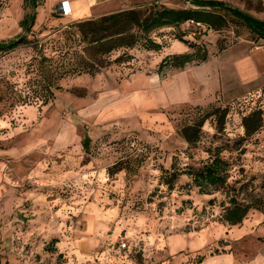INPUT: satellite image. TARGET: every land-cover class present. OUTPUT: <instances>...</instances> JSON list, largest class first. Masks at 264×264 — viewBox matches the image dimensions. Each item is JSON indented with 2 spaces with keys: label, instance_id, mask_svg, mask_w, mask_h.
I'll return each mask as SVG.
<instances>
[{
  "label": "rangeland",
  "instance_id": "rangeland-1",
  "mask_svg": "<svg viewBox=\"0 0 264 264\" xmlns=\"http://www.w3.org/2000/svg\"><path fill=\"white\" fill-rule=\"evenodd\" d=\"M155 1L192 6H131ZM223 1L264 19V0ZM38 6L27 32L26 1L0 0V40L28 41L0 52V264H264V40L229 15L219 30L187 22L153 33L161 51L139 43L130 61L114 52L90 74L76 21L59 19L56 1ZM199 48L206 61L160 70L164 57ZM254 110L263 126L244 138ZM202 116L192 145L182 130ZM217 150L227 183L201 193L179 171ZM232 198L253 207L241 224L221 220Z\"/></svg>",
  "mask_w": 264,
  "mask_h": 264
},
{
  "label": "trees",
  "instance_id": "trees-1",
  "mask_svg": "<svg viewBox=\"0 0 264 264\" xmlns=\"http://www.w3.org/2000/svg\"><path fill=\"white\" fill-rule=\"evenodd\" d=\"M26 6L31 8L21 21V26L27 32H31L36 21L39 0H25ZM192 6L188 8H173L158 1L142 4L134 8H127L96 18H88L76 21L73 25L72 36L83 44L80 54L81 72L95 74L112 62L110 59L114 52L120 54L113 62L130 61L133 57L128 50L142 43L145 50L161 51L165 45L153 37V33L165 27L179 28L187 22L205 24L212 29H223L228 25L227 16L241 22L246 26L253 36L264 40V19L258 18L241 8L223 0H183ZM176 38L187 43L182 35ZM21 37V40H18ZM9 40H0V52H10L23 43L28 42L27 37L20 36ZM190 46H193L192 43ZM207 60V55L202 49L193 53L171 54L161 61L160 70L164 67L181 68L189 63L200 64ZM111 64V63H110ZM226 111L219 113L216 110L217 129L224 126ZM208 116H202L194 124L186 125L182 134L190 144L198 141L199 132ZM242 124L245 128L244 138L256 133L263 126V113L254 110L243 118ZM91 137L85 134L83 146L88 152ZM191 179L190 185L199 188L201 193H208L212 187L221 188L226 185L229 177V163L220 155V150L210 155L209 160L195 168L190 167L184 171ZM177 171H173L167 181L168 188H173V182L177 178ZM231 205L226 208L222 221L229 225L241 224L247 217L252 207L250 204H242L236 199H231Z\"/></svg>",
  "mask_w": 264,
  "mask_h": 264
},
{
  "label": "crops",
  "instance_id": "crops-1",
  "mask_svg": "<svg viewBox=\"0 0 264 264\" xmlns=\"http://www.w3.org/2000/svg\"><path fill=\"white\" fill-rule=\"evenodd\" d=\"M52 1L57 2V9H58L59 4H60V0H52ZM73 1L74 2H73L72 15L62 16L57 11V14L62 17V18L60 17L59 19L64 20L66 18L67 19L69 18L68 19L69 21H67V23H68L71 21H79V20L88 19V18H96V17L102 16L105 14H110V13L117 12L120 10H124L127 8L136 7V5L131 6V3L133 2V0H125V1H122L121 5L116 9L104 10V11H100L97 13H93V9H96V7H103L106 4V2L113 1V0H73ZM139 5H141V4H138L137 6H139ZM64 22H66V21H64ZM257 263H258L257 261H253L250 264H257Z\"/></svg>",
  "mask_w": 264,
  "mask_h": 264
},
{
  "label": "built area",
  "instance_id": "built-area-1",
  "mask_svg": "<svg viewBox=\"0 0 264 264\" xmlns=\"http://www.w3.org/2000/svg\"><path fill=\"white\" fill-rule=\"evenodd\" d=\"M57 11L62 15V16H70L72 14V9L70 5L69 0H62L59 4V8ZM126 243H123V247H126Z\"/></svg>",
  "mask_w": 264,
  "mask_h": 264
},
{
  "label": "water",
  "instance_id": "water-1",
  "mask_svg": "<svg viewBox=\"0 0 264 264\" xmlns=\"http://www.w3.org/2000/svg\"><path fill=\"white\" fill-rule=\"evenodd\" d=\"M18 40H21V38H19Z\"/></svg>",
  "mask_w": 264,
  "mask_h": 264
}]
</instances>
